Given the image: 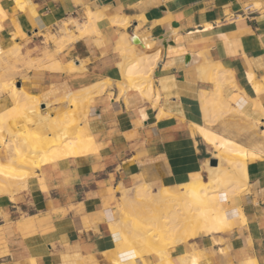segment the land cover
Listing matches in <instances>:
<instances>
[{
	"label": "crops",
	"instance_id": "crops-1",
	"mask_svg": "<svg viewBox=\"0 0 264 264\" xmlns=\"http://www.w3.org/2000/svg\"><path fill=\"white\" fill-rule=\"evenodd\" d=\"M0 74V124L21 116L13 83L42 105L38 130L68 110L93 145L40 149L0 191V264H264V0H0ZM212 167L229 183L222 229L196 226L164 259L129 234L127 215L153 219Z\"/></svg>",
	"mask_w": 264,
	"mask_h": 264
},
{
	"label": "rangeland",
	"instance_id": "rangeland-1",
	"mask_svg": "<svg viewBox=\"0 0 264 264\" xmlns=\"http://www.w3.org/2000/svg\"><path fill=\"white\" fill-rule=\"evenodd\" d=\"M3 79H4L3 74H0V82H2ZM10 86L8 87L9 92L11 89ZM3 87H4V85H2L0 87V90ZM14 87L16 88L15 85H14ZM17 90H18V88H16V93H15L13 99H14V105H16L19 110H21V114H20L21 116L19 118H17L16 120L14 118L12 119V114H14V113L12 111H8L7 114L5 115V118H3L1 120V124H0V150L3 149V147H4L13 156L12 162L11 161L2 162L0 159V191L10 189L12 184L15 183L14 185H16L17 182L21 181L22 179L25 178V176L28 175V168L30 167L29 164H31V165L34 164L33 159L36 158L35 153L38 150L46 148L50 145L51 146L48 149L54 148L56 145L66 141L69 137H71V136L76 137L77 132L79 131V129H78L74 134L69 135L70 134V128L72 126H74L76 123H78V121L74 120L70 117L68 110L65 111L64 113H62L60 116L54 118V119H51V115H48V117L45 121V125H46L45 130H43V131L38 130V123L39 122H38L37 118L34 115H32V111L38 110L40 112V110L43 109L42 105L38 106L39 105L38 104V102H39L38 98L35 95L29 94V93L25 94L26 96L24 99L26 100V102L22 103L21 98H15L16 94L18 92ZM19 95L20 94H18V96ZM72 103L74 104V107H76L78 104L76 99H73ZM16 106H14V107H16ZM24 106H28L27 109H21V107H24ZM13 123H15V125H13ZM32 126H33V128H32ZM17 133H19L18 136L20 138H22V140L20 142L15 143V142H13V139L15 138L14 135L16 136ZM48 133H51L50 137H49ZM55 133H57L56 138L53 137ZM7 137L9 139L6 140ZM223 139H226V138H223L222 136L218 135V137L215 140V143H213L211 140H208V141L212 142L213 144H216V146L219 147V145H217V143H220V141ZM230 143L232 145H236L232 141ZM48 149L44 150L43 152L47 151ZM224 152L228 153V151H224ZM41 162L42 161L39 160V163H41ZM183 190L185 192L186 188H183ZM172 196L173 197H171V199H166L167 203H164V200H165V198H164V200L162 199L161 202H157L155 204L156 208L158 210H161L162 213H158L157 215H155L153 217V220L152 219L149 220L145 217H142L141 215H140L141 217L135 216V215L132 217H129L127 215L126 216L127 219H129L131 221L130 224L131 225L133 224L131 226L132 229L134 231H135V229H139L144 233H147L151 230H153L155 232L156 227H157L154 223L155 220H157V218H159V216L161 217L164 213H168V211L169 212L173 211L175 208L173 206H178L176 208H180V211L182 210L181 212L184 215H187L188 213H193V214L196 213V211L192 209L191 204H193V203L191 201L193 199L191 197L189 198L185 194V198H182V197H180L181 194L177 195L175 193H172ZM184 207H186V208H184ZM218 213H219V215L224 214L223 211H219ZM223 217H224V215H223ZM222 219H224V220H222V222H227V220H229L226 218H222ZM201 222L202 221L199 220L197 222V224H195V227L196 226L201 227ZM143 230H145V231H143ZM192 232H194V231L190 230L187 225H182V223H181L180 225H178L176 227V232L173 235V237H175V235H177L176 237H178V238H179V236L185 237ZM182 237L180 240L185 239V238L182 239ZM135 238H138V237H135ZM175 238H173V239H175ZM178 238H176L175 240L180 241ZM172 241L173 240L169 239V237L168 238H159L156 245H154L155 246L154 250H157L158 253L161 255V257L164 259L165 255H167V251L165 250L164 247H162V245H167V244H171V243L174 244ZM176 241H175V243H177ZM151 248H153V247H151ZM168 260L169 259H167V262L170 261V260L169 261ZM123 264H135V263H134V261H130V262H125Z\"/></svg>",
	"mask_w": 264,
	"mask_h": 264
},
{
	"label": "bare ground",
	"instance_id": "bare-ground-1",
	"mask_svg": "<svg viewBox=\"0 0 264 264\" xmlns=\"http://www.w3.org/2000/svg\"><path fill=\"white\" fill-rule=\"evenodd\" d=\"M67 37V36H66ZM69 38V37H68ZM14 45V44H13ZM12 45V46H13ZM11 46V47H12ZM138 47V46H137ZM161 55V54H159ZM158 58H156L157 60ZM137 62V61H136ZM140 62V61H139ZM142 63V62H141ZM140 63V64H141ZM155 63V61H154ZM143 65V64H142ZM145 66V65H144ZM153 66V65H152ZM142 67V66H141ZM60 68V67H59ZM72 68V67H71ZM151 67H149L150 69ZM153 69V68H152ZM148 72L149 70L146 69ZM151 70V69H150ZM125 73V72H124ZM127 73V72H126ZM125 73V74H126ZM129 75H130V72H128ZM153 73V72H152ZM136 74V73H135ZM127 75V74H126ZM132 76V75H130ZM128 76V77H130ZM149 77V75H147ZM139 77V76H138ZM140 78V77H139ZM135 82V81H134ZM138 82V81H137ZM134 84V83H133ZM137 85V84H136ZM139 87L141 86L140 84H138ZM152 85V84H151ZM131 86V85H130ZM133 86V85H132ZM10 94L13 96L14 98V95L16 93V88L14 87V85L12 84L10 86ZM134 88V86H133ZM130 89V88H129ZM141 89V88H140ZM139 89V90H140ZM143 89V88H142ZM146 89V88H145ZM152 89V87H151ZM150 89V90H151ZM18 90H21V89H18ZM141 91V90H140ZM149 92V90L147 91ZM148 100V99H147ZM210 100V99H209ZM207 101V100H206ZM210 102V101H209ZM208 103V102H207ZM92 104V103H91ZM90 104V105H91ZM212 104V103H211ZM94 105V104H93ZM82 107V106H81ZM85 110V109H83ZM84 113H87V112H84ZM87 115V114H85ZM88 116V115H87ZM210 116V115H208ZM16 123V122H15ZM15 123H13V125H15ZM203 130V134H204V137L207 139V140H211L213 143H215V140L216 138L218 137V134H216L215 132H213L211 129H205V128H202ZM201 130V132H202ZM93 137V136H92ZM61 138V137H60ZM59 138V139H60ZM91 138V137H90ZM90 138L88 137H85L83 135V129L79 127V131L77 132V136L74 137V136H71L69 137L66 141H64L63 143H60L58 145H56L54 147V149H48L47 151H45L43 153V157L40 159L42 162H46V161H49V159H52L55 158H59V157H62V156H65V155H70V154H80L81 152H85L87 150H90L92 148V143L90 141ZM231 140L229 139H223L220 141L219 143V147H222L224 149H228L230 147H233L235 145H232L231 143ZM95 143V142H94ZM217 147V148H219ZM97 148V147H96ZM98 149V148H97ZM232 149V148H230ZM232 150H235L234 148ZM237 151L238 153H242L239 149L238 150H235ZM90 152V151H89ZM225 155H224V159L228 162H231L232 161V155L224 152ZM85 154V153H84ZM222 155V154H221ZM222 158V156L220 157ZM223 162V159H221L220 161V165H222L221 163ZM223 167V165H222ZM215 167H212V169H209L210 170V173H209V181H202V180H197V181H191V182H188L187 184H184L182 187L183 188H186V191L185 193L188 195V197L192 198L193 200L191 201L193 204L192 205V209L196 211L195 214L193 213H188L187 215H184L181 211H180V208H176L178 206H173L175 207L173 211H168V213H164L161 217L159 216V218H157V220H155V225L157 226L156 227V231L154 232L153 230L147 232V233H144L142 232L141 230L139 229H135V231L133 230V236L134 237H138L140 239V241H143L144 243H146L147 245L149 246H154L156 245V243L158 242V239L159 238H168L169 239H172L173 243H175V239L178 238L176 237L177 235H175V237H173V235L175 234L176 232V227L178 225H180L182 223V225H187L188 228L190 230H193V228L195 227V224H197V222L199 220H201V228L206 230V231H211V230H216V228H220L221 225L225 224L226 222H222V218H226V219H229L227 213H225V210L223 209V204L220 200V197H219V194L220 192H227V195H228V188L227 186L229 185L228 181L226 182H223V179L221 178V174H220V171H219V176H217L218 173H216L217 170H219V165H218V168L217 170H214ZM221 168V167H220ZM224 169V168H222ZM215 172H214V171ZM209 172V171H208ZM224 172V171H223ZM229 174V173H228ZM230 175V174H229ZM233 175V174H232ZM225 176V175H224ZM244 177V176H243ZM225 179H228V178H224ZM229 180V179H228ZM234 184V183H233ZM230 189V188H229ZM140 195H145L146 196V193L142 192ZM168 195V194H167ZM153 198V197H152ZM229 200V199H228ZM232 200V199H231ZM178 201V200H177ZM188 201V200H187ZM228 202V201H227ZM229 205V204H228ZM235 205V204H234ZM186 206V205H185ZM186 208V207H184ZM192 210V211H193ZM219 211H223L224 212V217L223 215H219ZM221 216V217H220ZM128 220V219H126ZM141 220V219H140ZM153 220V219H152ZM133 222V221H132ZM145 222V221H144ZM131 223V221H130ZM114 224V223H113ZM118 225V224H117ZM133 225V224H132ZM131 225V226H132ZM136 225V224H135ZM140 226V225H139ZM123 227V225H122ZM126 227V226H125ZM129 227V226H127ZM115 228V227H114ZM130 230L132 227H129ZM146 228V227H145ZM200 228V229H201ZM222 229V227L220 228ZM130 230H127L130 231ZM146 230V229H145ZM143 230V231H145ZM117 231V230H116ZM132 231V230H131ZM129 232V234H131L132 232ZM205 231V232H206ZM213 232V231H212ZM194 234V232L190 233L189 235L185 236V237H182V236H179V240L181 239H184L188 236H192ZM206 234V233H205ZM209 234V233H207ZM132 236V235H131ZM195 236V235H194ZM175 238V239H173ZM177 239V240H178ZM181 241V240H180ZM180 241H176V242H179ZM178 243V244H179ZM140 245V244H139ZM144 245V244H143ZM142 245V246H143ZM172 245V243H171ZM141 248V247H140ZM147 248V246H146ZM144 249V248H143ZM189 252V251H188ZM193 252V251H192ZM192 252L190 254H187V255H191ZM194 252H196L194 250ZM169 253V252H168ZM186 254V251L183 252ZM170 254V253H169ZM182 254V253H180ZM172 255V254H170ZM196 255V253H194V256ZM177 256V255H176ZM180 255H178V259ZM182 256V255H181ZM170 257V256H169ZM168 257V258H169ZM174 257V256H173ZM192 258V256H189ZM191 258H188V260H191ZM198 258V257H197ZM163 259V258H162ZM112 260V259H111ZM166 260V258L164 260H162L163 262ZM117 261V260H116ZM115 261V263H116ZM161 261V260H160ZM161 261V263L163 264V262ZM169 261V260H168ZM186 261V260H185ZM184 261V262H185ZM193 261L194 263H197L198 262V259L196 258H193ZM197 261V262H196ZM118 262V261H117ZM170 262V261H169ZM187 262V261H186ZM189 262V261H188ZM246 262V261H245ZM244 262V263H245ZM110 263V262H109ZM160 263V262H159ZM250 263V262H249ZM172 264H175L174 261L172 262Z\"/></svg>",
	"mask_w": 264,
	"mask_h": 264
},
{
	"label": "water",
	"instance_id": "water-1",
	"mask_svg": "<svg viewBox=\"0 0 264 264\" xmlns=\"http://www.w3.org/2000/svg\"><path fill=\"white\" fill-rule=\"evenodd\" d=\"M133 40H134V38H133ZM211 163H212V165H216L217 161L214 160V161H211Z\"/></svg>",
	"mask_w": 264,
	"mask_h": 264
}]
</instances>
